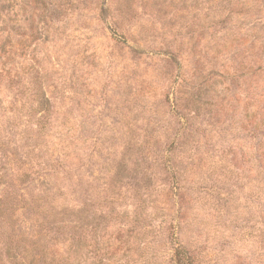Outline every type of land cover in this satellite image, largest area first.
Wrapping results in <instances>:
<instances>
[{"label": "rangeland", "instance_id": "obj_1", "mask_svg": "<svg viewBox=\"0 0 264 264\" xmlns=\"http://www.w3.org/2000/svg\"><path fill=\"white\" fill-rule=\"evenodd\" d=\"M225 3L0 0V264L34 217L70 264H264V2Z\"/></svg>", "mask_w": 264, "mask_h": 264}, {"label": "trees", "instance_id": "obj_2", "mask_svg": "<svg viewBox=\"0 0 264 264\" xmlns=\"http://www.w3.org/2000/svg\"><path fill=\"white\" fill-rule=\"evenodd\" d=\"M221 1L226 2L224 8L227 11L236 15L239 13H244L246 11H249L250 9L252 11L253 8L260 5L261 2H264V0H221ZM230 41L232 40L230 39ZM252 45L256 50L253 51V55H256L258 54L259 51L263 50L264 42L262 40L260 41V43L256 44V42L253 41ZM256 56L252 58L250 60L251 63H249L251 68H253L254 70L261 68L260 59H257ZM44 122H47L45 118L41 119L40 117L37 119L36 127H38L37 131H39L40 134L41 131L45 132V129H47V127L44 126ZM43 126L45 128H43ZM1 183L2 182L0 181V184ZM15 190H16L15 188H12V190L10 191L11 193L10 196L9 193H7V189H5L4 187H2V189L0 190L1 191L0 215L3 214L2 206L5 204V202L9 198L15 197V195H13ZM0 218H2V216H0ZM28 222H29L28 225H23L25 230L28 232L27 233L28 235L22 237L24 240L28 241V244L22 246V249L20 245L12 246L7 244V246L3 247V254L5 255L6 262L10 264H70L69 257L73 253V249H71V245L62 246L55 243L54 241L52 243L50 242L43 243L45 237L55 240L56 236L55 235L49 236L47 232L42 230L45 221H43L39 217L31 218L28 220ZM32 236H34L33 239L31 238ZM30 238L32 241L30 240Z\"/></svg>", "mask_w": 264, "mask_h": 264}]
</instances>
